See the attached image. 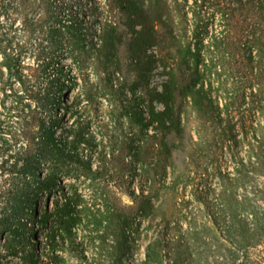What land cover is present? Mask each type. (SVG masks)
Masks as SVG:
<instances>
[{
  "label": "rangeland",
  "instance_id": "1",
  "mask_svg": "<svg viewBox=\"0 0 264 264\" xmlns=\"http://www.w3.org/2000/svg\"><path fill=\"white\" fill-rule=\"evenodd\" d=\"M32 1L0 0V45L17 54L11 71L0 67V218L11 193L23 184L19 170L30 151L32 118L41 113L55 123L61 142L67 139L68 147L92 157L94 172L92 180L64 177L68 185L59 186L51 199L74 185L84 203L94 205L92 213L103 209V197L110 208L130 216L133 254L127 261L141 264L147 245L156 239L171 259L180 251L192 264H203L217 255L219 231L226 229L235 198H246L247 211L264 207L255 194L264 184L256 170L264 146V58L258 62L255 44L257 29L264 33V18L248 8L236 9V0H226L235 9L226 29L218 16L207 27H197L192 0L181 7L175 0H50L53 18L43 29L28 23L26 28L25 15L46 13L32 8ZM209 17L205 10L200 24ZM64 23L85 35L86 54L50 33V26ZM221 32L228 37L214 45L211 37ZM103 37L116 47L108 58L93 48ZM53 53L52 65L45 68ZM257 72L263 86L260 104L254 97ZM46 93L53 102L41 110L39 99ZM157 94L168 95V106ZM132 102L139 103L149 124L144 131L128 119ZM152 108L165 113L164 123L153 120ZM131 136L141 145L140 175L127 181ZM46 205L43 199L39 211ZM27 225L34 264H109L114 259L111 247L98 237L117 232L106 222L72 230L83 243L85 259L69 239L51 250L43 225L36 220ZM7 226L0 219V227ZM6 235L0 234V264H29L22 254L6 256Z\"/></svg>",
  "mask_w": 264,
  "mask_h": 264
},
{
  "label": "trees",
  "instance_id": "2",
  "mask_svg": "<svg viewBox=\"0 0 264 264\" xmlns=\"http://www.w3.org/2000/svg\"><path fill=\"white\" fill-rule=\"evenodd\" d=\"M187 1L175 0L178 7L182 6V2ZM192 1L193 3L189 8L195 18L197 27H202V25L207 27L208 24H212L215 16L219 17V24L225 29L234 20V6L232 8L231 4L226 0ZM31 5L32 8H44L46 13L45 16L38 18H29L25 15V27L27 28L28 23L43 29L45 24L53 18V6L50 0H33ZM234 5H236V9L248 8L261 21L264 18V0H236ZM205 10L210 17L206 23L200 24L201 14ZM257 25L254 27H257ZM74 29L75 25L64 23L59 28L50 26V33L53 37L55 35L61 36L64 43L75 45L80 48L81 53L86 54L89 50L87 51L85 45H83V42L86 41L85 35L82 33L79 35L75 34L74 32L78 31H74ZM78 29L81 30L82 27L79 26ZM257 30L255 44L257 47L256 58H258L259 62L264 58V42H262L264 40V33L260 32L259 29ZM227 37V34L221 32L218 35H213L211 40L215 45L224 41ZM90 44L91 47L89 49L92 50V41H90ZM93 48L99 54L103 53L106 58L110 57L112 50H116L115 45L109 43L105 37H103L101 46L98 49L95 44H93ZM0 58H2L0 67H5L11 71L15 66L17 54L12 48L0 45ZM54 58L55 53L45 63V68L52 65ZM261 71L262 69H260ZM260 72L256 73L258 83L256 92L254 93L256 103L259 104L261 102L260 96L262 97L263 94V86L259 78ZM64 87L65 84L61 83L59 87L60 92H62ZM168 95L164 98L162 95L157 94V98L164 105L168 106ZM52 102L53 98L49 93H46L39 99L38 107L43 110L50 106ZM138 104L136 102L130 103L126 108V114L130 122L142 127L144 131L149 124L143 112L138 108ZM259 104L258 108L261 109L262 107ZM151 115L154 121L164 123L163 116L165 113L155 112L154 108H152ZM32 120L33 125L28 137L30 151L19 170L23 184L17 186L15 191L11 193L6 203L5 215L0 218L3 223H9L7 227H0V234L7 233L6 241L3 245L6 256L19 257L22 254L21 259L24 263H35L27 224L31 220H36L43 225L42 228L46 232V244H48L51 250L57 249L61 243L69 239L71 240L70 245L76 248L80 256L85 259L83 243H79L73 238L75 234L72 230L79 225H86L88 227L92 225V222L99 220L106 222L108 228H113L117 231L111 237H107L106 235L98 236L101 245L111 247L108 253L111 255V258L114 256V259H111L109 264H131L126 259L128 255L133 254L130 238L134 220L130 216L121 215L118 213V210L110 208L107 205L108 199L103 197H101L103 209L98 208L92 213L91 208L94 205L87 206L74 185H71L69 190L63 195L60 194L61 196L53 200L51 199L52 195L56 196V194H59V186L65 188L68 185L63 181L64 177L70 176L78 180L81 176H84L86 180H92L91 176L94 173L92 157L75 152L72 146L68 147V144H71V142L67 139L61 142L57 136L55 123L47 121L46 117L41 115V113L34 115ZM132 137L128 139V151L131 160L126 166L128 172L127 181L133 180L134 177L140 175L136 164L139 161L141 145ZM242 164L245 166L244 163ZM256 170L259 176L264 177V146L259 147ZM255 190L256 197L264 200V184L263 186H258ZM132 195H135V193L133 192ZM43 199H45L47 205L40 212V203ZM50 203L52 207H50ZM234 203V207H229L228 209L230 218L227 219L226 229L223 233L219 231L220 235L217 238L219 253L214 257L207 256L203 264H264V207L254 205L251 211H247L246 198L241 200L235 198ZM96 214H99V219H97ZM250 215L251 219H249ZM49 219H52L51 224L48 223ZM216 223V219L213 218L212 224L215 226ZM14 224H18L17 227H14ZM32 236H34L32 240L35 241V235L32 234ZM163 245V241L157 239L147 245L146 257L141 264H192L191 258L183 257L180 251L172 259L162 254L160 247ZM184 248L186 253L190 255V245L185 243Z\"/></svg>",
  "mask_w": 264,
  "mask_h": 264
},
{
  "label": "bare ground",
  "instance_id": "3",
  "mask_svg": "<svg viewBox=\"0 0 264 264\" xmlns=\"http://www.w3.org/2000/svg\"><path fill=\"white\" fill-rule=\"evenodd\" d=\"M44 202V201H43Z\"/></svg>",
  "mask_w": 264,
  "mask_h": 264
}]
</instances>
